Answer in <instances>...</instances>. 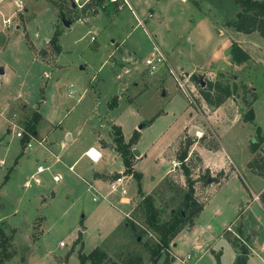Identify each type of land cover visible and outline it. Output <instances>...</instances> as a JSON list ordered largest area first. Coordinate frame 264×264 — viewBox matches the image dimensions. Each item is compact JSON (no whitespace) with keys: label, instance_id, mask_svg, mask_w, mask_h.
<instances>
[{"label":"rangeland","instance_id":"rangeland-1","mask_svg":"<svg viewBox=\"0 0 264 264\" xmlns=\"http://www.w3.org/2000/svg\"><path fill=\"white\" fill-rule=\"evenodd\" d=\"M14 1H21L20 9ZM90 1L0 2V69L8 67L7 82L5 77L0 82V230L7 236L0 233V264H80V254L95 248L106 253L101 264H163L166 258L168 264H230L237 251L241 253L242 244L247 254L250 250L234 232L240 223L248 235L250 227L258 232L259 250L264 241V211L254 201L261 200V194L253 199V193L264 191V178L248 163L253 156L264 161V141L254 154L250 148L254 138L264 140V62L237 66L229 57L227 47L233 40L228 38L226 23L236 18L240 6L234 0H129L126 5L122 0L115 1L117 5L106 0L108 14L99 6L92 16ZM53 3L62 6L63 16ZM6 18L11 19L10 29L2 23ZM62 18L75 20L65 26ZM54 33L58 53L49 42ZM255 34L250 37L251 51L254 56L261 53L264 61V50L257 48L255 36L259 34ZM155 47L166 60L152 69L144 61L153 59ZM194 72L202 83L235 82L237 92L229 97L234 101L221 104L214 115L206 117L214 108L201 97L199 82L190 80L188 74ZM242 83L257 95L252 121L242 119L246 109L242 96L251 98ZM72 88L76 92L70 93ZM114 96L116 103L110 108ZM22 101L27 104V115L19 105ZM37 106L46 122L40 123L34 136L43 137L44 146L29 148L16 131L27 130L31 123L36 129L38 116L28 117V113ZM203 106L206 112L200 111ZM112 124L120 127L124 142H130L138 130L130 144L129 173H124L125 168L118 171L123 165L119 153L106 154L115 145ZM67 126L71 140L63 135L62 128ZM52 131L57 138L49 151L46 144ZM189 138L193 143L185 163L195 178L194 198L200 204L207 198L208 202L195 218L193 233L186 229L193 224L190 218L156 256L159 235L146 223L140 195L154 187ZM89 145L103 151L101 159L92 161L81 155ZM202 145L199 151L206 161L226 158L232 173L227 168L201 167L199 154L192 148ZM57 153L61 162L55 161ZM73 163L75 172L67 168ZM40 165L44 170L35 172ZM106 169L125 174L126 197L140 194L130 217L123 214L130 212L132 204H122V195L109 191L115 174L101 189L93 183L106 199L86 190L88 185L81 180ZM187 189L176 161L150 193L160 222L168 221L172 210L181 209ZM250 201L254 205L245 209ZM215 210L220 214L215 216ZM207 224L212 225L210 231ZM219 233L231 244L219 241L220 253L207 252ZM193 240L200 247H194Z\"/></svg>","mask_w":264,"mask_h":264},{"label":"trees","instance_id":"trees-1","mask_svg":"<svg viewBox=\"0 0 264 264\" xmlns=\"http://www.w3.org/2000/svg\"><path fill=\"white\" fill-rule=\"evenodd\" d=\"M105 1L106 0H91L88 4L92 8L90 15L93 16L97 14V9L99 6H102L105 13L108 14L107 7L103 4ZM234 2L240 6V11L237 13L236 18L228 21L226 25L242 33H251L256 31L264 39V0H234ZM53 4L55 7L58 8L60 16H63L64 13L62 10V6L60 4ZM109 4L117 5L115 1L110 2ZM73 20L75 19H70L69 22L71 23ZM49 42H52L54 44L56 50L55 53H58L60 51V47L56 44L57 33H54L53 37L49 40ZM229 54L231 60L235 64H241L250 58L247 51H245L235 41H231L230 43ZM190 80L194 82H199V84L201 85V88L199 89L201 97L209 106L212 107H218L227 98L234 95L238 89V85L235 82L229 84L227 82L225 83L219 80H204V83H202V81L199 79V77H197V75H195V73H192L190 75ZM242 88L246 91L249 90V88L244 83H242ZM249 91L251 94L250 100H248L244 95L242 96L246 107L242 115V119L244 121H252L254 118L252 103L256 99L257 95L254 89H250ZM115 101L116 97L114 96L112 98V102L109 104L110 108L115 105ZM148 123L149 121L143 122L141 125L143 127ZM26 127L27 130H29L35 135L36 130L34 124H28ZM111 131L114 135L115 150L121 156L123 165L125 166L124 173H129L131 172V158L133 155L132 151L130 150V144L136 140L138 130H135L130 142H124L119 126L112 124ZM263 141L264 140L261 136L251 140L250 148L252 149L253 154L256 151V148H258ZM192 143L193 141L190 138L183 142V148L177 156V161L179 162V165L183 171L188 187L187 192H185L184 195V202L182 203L181 209L172 210L170 219L166 222H160L158 217L159 210L154 204L153 195L141 194L143 208L146 215V223L148 224L149 228L157 232V234L159 235V250L154 253L156 256L159 255V252L162 249L168 248L169 243L180 231L183 225L187 223L190 218L192 221V218L197 215L203 207V205L198 203L194 198L193 185L195 178H192L191 170L188 164L185 163L189 152V147ZM198 158L200 160L199 156ZM256 158L257 156H253L250 159L248 166L251 168V170L258 173L264 178V161L260 163ZM116 175H118V173L115 174V176ZM133 175L137 179H139V175L137 173L134 172ZM260 196L261 200L264 202V191L261 193ZM186 207L190 208V212L186 210ZM185 210L187 211V214L185 213ZM0 233L1 235H3V231L0 230ZM4 236L7 237L6 235H3V237ZM241 249V253L236 257L234 264H247L246 247L241 245ZM8 256L9 255H5L6 258ZM105 258L106 253L99 248H95L88 254H80V264H85L86 261H90L91 264H101ZM168 262L169 259L166 258L163 264H168Z\"/></svg>","mask_w":264,"mask_h":264},{"label":"crops","instance_id":"crops-1","mask_svg":"<svg viewBox=\"0 0 264 264\" xmlns=\"http://www.w3.org/2000/svg\"><path fill=\"white\" fill-rule=\"evenodd\" d=\"M2 0H0V2H1ZM127 1V3H129V0H126ZM15 2V1H14ZM21 2V1H20ZM123 2V1H122ZM127 3H124L123 2V4L124 5H126ZM151 16H152V14H151ZM150 16V17H151ZM5 20V19H4ZM4 20H3V25L6 27V28H8V29H10V27H11V24H9V26H7L5 23H4ZM198 25H202V23L201 24H199L198 23ZM227 30H228V32L229 33H231V36H233V37H231L230 35H228V38H230V39H232L233 41H235V42H237L245 51H247V53L249 54V56H250V58L247 60V61H245V62H243V63H241V64H235V65H237V66H239V65H245V64H247V63H249V64H255V65H257V64H259V63H263L264 61L261 59V53H258V55L257 56H254L253 55V52L251 51L252 50V48H254L253 47V45H252V39H250V37L252 36V35H256L255 33H258V32H256V31H254V32H251V33H242V32H240V31H236L234 28H232V27H228L227 26ZM255 37H257V41H258V43L260 44V46L259 45H257V48H259V49H261L262 48V50L261 51H263L264 50V39L259 35V38H258V36H255ZM231 43V42H230ZM230 45V44H229ZM229 46L227 47V49H228V52H229ZM42 52V51H41ZM256 54V53H255ZM43 55V54H42ZM44 56V55H43ZM259 56V57H258ZM230 57V56H229ZM231 58V57H230ZM236 66V67H237ZM7 71H8V67H6V68H3L2 69V72H0V82H1V79H2V77H5V79H6V82H7V76H8V73H7ZM195 73V72H194ZM192 74V73H191ZM190 74V75H191ZM189 74H188V76H190ZM238 76V75H237ZM124 81V80H123ZM70 87H72L73 85H72V83L69 85ZM0 88H1V86H0ZM72 90H74V92H76V89H73L72 88ZM87 91V88H84L83 89V91L82 92H86ZM116 97H118L117 95H115ZM41 98L40 99H42V97H43V94H42V91H41V96H40ZM128 99V101L131 103V104H134L133 103V99L132 100H130L129 98H127ZM233 99H231V98H228V99H226L223 103H225V102H231ZM237 101H238V99H236ZM234 101V100H233ZM205 102V101H204ZM206 103V102H205ZM223 103H221V104H223ZM219 105L218 107H213L214 109L213 110H211L210 112H211V114H206V117L207 116H211V115H214V113H216L217 112V110L218 109H220L221 108V106L222 105ZM19 105L23 108L22 109V112H24V115H27V113L25 112V110H27V104L25 103V102H20L19 103ZM136 107H138L137 106V104L135 105ZM245 106L243 105V108H244ZM202 109V110H201ZM204 110V106L202 107V108H200V111H203ZM107 111H109V110H107ZM205 112H206V110H204ZM161 113V111H159V112H157L156 114H155V116L156 115H158V114H160ZM34 114H36L37 116H38V123H37V127H36V131H35V134H37V131H38V128L40 129V126H41V124L40 123H42V124H44L45 122H46V119H45V117H44V111L43 112H41V110H39L38 109V106L34 109V108H32V111H29V113H28V117H32ZM201 114H202V112H201ZM203 115V114H202ZM155 116H153L152 118H150V120H148L149 121V123L154 119V117ZM204 117H205V115H203ZM17 120H18V118H17ZM44 122V123H43ZM10 123H11V121H10ZM17 123V122H16ZM148 123V124H149ZM28 125V124H27ZM16 128H18V125L16 124ZM197 128V127H196ZM196 128H195V131H196ZM52 130H54V131H57L58 129L57 128H55V129H53L52 128ZM54 131H52V138H51V140H49V143H47L46 145H47V147L49 148L48 150L49 151H51L50 149H52L53 147H52V145H53V143H55V141H56V138H57V135L54 133ZM60 131V130H59ZM62 131H64V134L63 135H66V136H68V138H69V140H71V138H70V133H71V129H70V127L69 126H67V127H65V128H62ZM112 132V131H111ZM200 133V132H199ZM187 134H188V132H187ZM188 135H190V134H188ZM197 137H199V135L197 136ZM38 138V137H37ZM39 139V138H38ZM40 139H44L43 137L42 138H40ZM46 139V138H45ZM99 138L97 137V140H98ZM100 140V139H99ZM21 145H22V142H21ZM61 145L62 146H65V143L63 142V141H61ZM23 146V145H22ZM44 146V145H43ZM177 147H178V144H177V146H176V148H175V152L174 153H176L177 152ZM202 147H204L203 145L202 146H199V147H195V148H192V149H194V150H192V151H195L196 153H198L199 154V157H200V161H201V164H202V166L201 167H203L204 169H210V168H212V167H218V168H223V169H228V172H229V174H231L232 173V169H229L228 168V166H229V163H228V161H227V159L226 158H220L217 162H208V161H206V159L200 154V149L202 148ZM89 148H93V149H95L92 145H89L82 153H81V155H83ZM109 148H111L110 149V151L109 152H107L106 154L107 155H111L112 157H113V154H111V152L113 153V151L116 153L117 151L115 150V145L113 144V145H110L109 146ZM209 148H211V147H209ZM213 148H216V147H213ZM95 150H97V149H95ZM98 152H99V154H100V157L98 158V160L99 159H101L102 158V153H103V151H101V150H97ZM97 154V153H96ZM117 154H118V152H117ZM55 161H57V159L59 160V161H57V162H61V157L59 156V153H57V154H55ZM45 160V159H44ZM97 160V161H98ZM173 161V164L170 166V168H168L166 171H165V173L160 177V179H159V181L154 185V187L153 188H151V190L150 191H148L147 193H145V194H143V195H146V194H150L152 191H154V189L156 188V186H158L159 185V183H160V181L164 178V177H166V175L171 171V167L172 166H175L176 165V158L175 159H173L172 160ZM70 165H73L74 166V163L73 164H70ZM122 168L120 169V170H118V171H121V170H123L125 167L122 165L121 166ZM50 168V167H49ZM35 172H36V170H35ZM72 172H75V166H74V170L72 171ZM117 173V171L115 170V169H106L104 172H101V173H99V172H93V177H92V179H87V178H84V177H82L81 178V180H84V181H86V183H87V185H88V187L86 188V190H88V189H90V190H92L93 191V194H94V192H97V194H100L97 190H96V187L97 188H99V189H101L102 187H103V185H104V181L105 180H109L110 179V176L112 175V174H116ZM119 173H122V172H119ZM118 173V174H119ZM229 174H228V176H229ZM93 183H95V185H96V187L94 186V184ZM219 183V182H218ZM89 191V190H88ZM262 191H263V189H262ZM262 191L259 193V194H254L253 193V199H254V197L255 196H258V195H260L261 193H262ZM101 195V194H100ZM140 195V194H139ZM138 195V196H139ZM52 196H55L54 195V193H52ZM138 196H136V197H134L133 199H129L128 197H126L125 195L124 196H122L121 197V199H120V202L123 204V203H130V204H132V207H131V209H130V212H126V213H124L123 215L124 216H126V214H130L131 213V211L134 209V206L135 205H137V203H138V201L139 200H137V198H138ZM141 196V195H140ZM101 197L103 198V199H106L105 198V196H103V195H101ZM142 198V196L140 197V199ZM93 199L95 200V197H93ZM208 199V198H207ZM205 200V201H203V203H202V205L204 206V207H202L203 209L206 207V205H207V202H208V200ZM259 200V201H258ZM258 200H255L254 199V201L255 202H257L258 204H259V206L262 208V210L264 211V202L262 201V200H260V199H258ZM252 205H254L253 204V201L251 202H249L246 206H245V209H249ZM111 206H113V207H115L113 204H111ZM244 209H242V211H243ZM220 210H215V212H214V215L216 216V215H218V214H220ZM198 214H200V213H198ZM198 214L194 217V219L192 220L193 221V224H192V226L191 227H188V228H186L187 229V231H189V232H192L193 233V231L196 229V224H195V218L198 216ZM205 228L207 229V230H209L210 231V229L212 228V225H210V224H207V225H205ZM245 228V226L243 225V224H241L240 223V225L239 226H236L235 228H233L234 229V232L236 231H238V233H237V237L243 242V243H246L247 245H248V247H249V252H248V254H247V264H264V241L261 243V247H260V249L258 250V247H257V245H256V243H255V241H256V238H257V236H258V232H256V230H254L253 228H249V235L247 234V232H245L243 229ZM235 229H237V230H235ZM194 240H197L196 238H193ZM192 241V243H193V245H194V247H200V245H201V243H198L197 241L195 242V241ZM221 242V241H224V242H226V243H228V244H231V242H229L228 240H226L225 238H224V235H222V233H219V238H218V240H215L214 241V245L212 246V245H210L209 247H208V250H207V252H209V251H213L215 254H218V253H220V250H219V247L218 246H216L217 244H218V242ZM242 244V243H241ZM243 245V244H242ZM236 250V249H235ZM237 251V250H236ZM260 251V252H259ZM207 252H204V253H207ZM240 253H238V251H237V253L235 254V258H234V260L230 263V264H234L235 263V259H236V257L239 255Z\"/></svg>","mask_w":264,"mask_h":264},{"label":"built area","instance_id":"built-area-1","mask_svg":"<svg viewBox=\"0 0 264 264\" xmlns=\"http://www.w3.org/2000/svg\"><path fill=\"white\" fill-rule=\"evenodd\" d=\"M77 1V0H75ZM111 2L113 1H117V0H110ZM124 3H127L126 0H122ZM77 3V2H75ZM15 5L17 6L18 9L21 8V2L20 1H15ZM11 22V19L10 18H6L4 20V23L9 26V23ZM166 60V57L165 55L162 53V51L158 48V47H155V55L153 57V59H150V58H147L145 59L144 63L146 65V67H150L152 69H155L156 66L160 65L161 63L165 62ZM74 90H71L70 93H73ZM16 136L19 137V138H23L26 140V146L29 147V148H32L33 147V144H38L39 146H43L44 145V141L42 139H38L34 136L33 133H31L29 130H25V129H20V130H17L16 131ZM91 150H94L97 154L95 156H93L90 151ZM85 154L92 160V161H96L98 160V158L100 157V154L97 150L93 149V148H89ZM57 161H59L57 159ZM67 168L70 170V171H73L74 170V166L73 165H69L67 166ZM44 170V167L43 166H38L37 169H36V172H41ZM53 179L55 181H57L59 179V176L58 175H55L53 176ZM35 181L37 182L38 179L35 178ZM30 183L29 181H26L25 182V186H29ZM109 191L110 192H118L120 193L122 196L126 195L127 194V190H126V177H125V174L124 173H119L118 175L114 176L113 178H111L109 180ZM126 217H130L129 214H126ZM227 230H230V227H227L226 228ZM188 258H190V255L188 254L186 256Z\"/></svg>","mask_w":264,"mask_h":264},{"label":"water","instance_id":"water-1","mask_svg":"<svg viewBox=\"0 0 264 264\" xmlns=\"http://www.w3.org/2000/svg\"><path fill=\"white\" fill-rule=\"evenodd\" d=\"M74 2H72V6L74 7ZM62 22L65 26H68L70 24V22L68 20H65L64 18H62ZM0 72H2V69H0ZM207 180L210 182L211 178H207ZM139 239V238H138Z\"/></svg>","mask_w":264,"mask_h":264},{"label":"bare ground","instance_id":"bare-ground-1","mask_svg":"<svg viewBox=\"0 0 264 264\" xmlns=\"http://www.w3.org/2000/svg\"><path fill=\"white\" fill-rule=\"evenodd\" d=\"M90 153L95 156L96 155V152L94 150H91ZM97 161V160H96Z\"/></svg>","mask_w":264,"mask_h":264}]
</instances>
